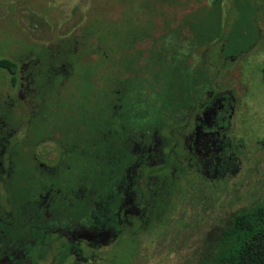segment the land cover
I'll return each instance as SVG.
<instances>
[{"label":"rangeland","instance_id":"obj_1","mask_svg":"<svg viewBox=\"0 0 264 264\" xmlns=\"http://www.w3.org/2000/svg\"><path fill=\"white\" fill-rule=\"evenodd\" d=\"M212 19L215 31L207 28ZM169 46L187 50L190 66L206 68L213 94H229L226 125L204 134L191 120L179 138L187 156L173 170L168 201L150 198L140 217L130 201L122 204L116 233L104 226L46 229L72 244L63 264H198L233 214L264 202V0H0V58L16 63L13 83L0 68L4 262L26 252L33 210L47 200L41 195L33 210L24 206L11 174L23 161L56 163L59 147L47 136H55L57 113L76 103L78 84L89 80L94 97L106 94L124 66L140 68L149 50ZM218 49L223 57L239 54L223 58ZM85 68L88 79L81 78Z\"/></svg>","mask_w":264,"mask_h":264},{"label":"trees","instance_id":"obj_2","mask_svg":"<svg viewBox=\"0 0 264 264\" xmlns=\"http://www.w3.org/2000/svg\"><path fill=\"white\" fill-rule=\"evenodd\" d=\"M213 23L217 26L216 19H212L208 21L207 28L215 31L214 27H210ZM147 60L156 65L145 64L140 68L126 65L128 67L121 69L124 76L118 78L114 89L108 92L111 97H106L108 93H97V97H94L89 80L82 79L78 84V99L67 116L71 121L73 118L71 126L76 129L71 132L76 136L84 133L80 128H95V139L98 141L94 148L95 155L90 157V148L84 145L81 138L71 139L77 144L66 149L65 156L72 155L73 159H67L61 177L51 180V187L55 191L48 205L49 218L46 217L45 221L35 220L28 225L25 233L31 244L23 252L24 257L10 256L8 262L0 261V264H37L44 259H48L47 264H63L72 244L63 240L55 244L46 228L54 225L62 228L78 225L89 227L97 221L105 220L104 216L99 215V210L94 208L87 193L89 189L101 193L110 188V181L106 180L105 175L112 173L109 166L113 158L118 160L113 169L131 163L132 158L127 151L126 140L123 139L125 129H130V132L155 129L161 140L165 141L161 146L164 162L160 164L158 174V185L163 193L152 198L156 197L157 202L158 198L159 201H168L172 192L167 170L170 161L168 138L175 134L168 128L184 123L186 118L188 120L202 101L204 92L211 89L213 78H210L206 68L190 66L187 52L173 46L161 47L158 53L149 50ZM0 68L11 74L13 83L16 63L0 58ZM90 75L91 70L85 68L81 78L88 79ZM261 78L264 85V65ZM110 128H116L122 145H107L111 139V133L107 132ZM11 177L14 179L12 185L16 197L22 199L23 203L26 193L34 196L40 190L41 183L47 185V182L37 178L35 171L24 165V161L20 167L16 166ZM110 204L109 208L113 210ZM106 215L110 217L108 222H112V214L109 212ZM215 244L210 255L198 264H264V202L233 214L220 230ZM4 248H0V256Z\"/></svg>","mask_w":264,"mask_h":264},{"label":"flooded vegetation","instance_id":"obj_3","mask_svg":"<svg viewBox=\"0 0 264 264\" xmlns=\"http://www.w3.org/2000/svg\"><path fill=\"white\" fill-rule=\"evenodd\" d=\"M184 52H187V50ZM145 64L156 65L155 62H148V60H146ZM211 89L204 92L202 101L195 107L188 120L186 118L184 123L177 124V126H170L168 128L171 130V132H175L174 135H170L168 138L170 161L167 164V170L170 180L175 177L174 171L178 161L180 160V157L182 155L184 157L187 156V150L182 144H179V138L181 134L187 130L191 120H196V125L199 131L204 134L217 132L226 125L227 119L229 118L231 112V98L227 92L213 94ZM208 110L211 113V119L209 121H205V114ZM69 111H71V109H69L66 113H63L62 110L57 113L55 117V124L53 125L55 128H53V131L51 130L54 132L55 136H53V133L52 137L47 136V138H53L59 147V155L56 163L51 167L41 168L37 164L34 165L32 162L24 161V165H26L27 168L36 172L37 178L47 182V185H45V183H41L40 190L36 192V195L31 196L26 193L25 196L26 204L30 210H33L35 207H37V198H39L41 195L47 196L44 209L38 211L33 210L37 213V220L40 221H45L46 217L49 218L50 216L48 212V205L55 191L51 187V180L55 177H61L67 159H73L72 155L65 156L66 149H69L77 144L72 142L71 139H73V137L81 138L84 145L90 148L88 153L90 157H94L95 155L94 148L98 142L97 139H95V128H80V131L82 130L84 133L76 136L74 132H71V130L76 128H72L73 126H71L73 118L71 121L69 116H67ZM68 129H70V132ZM168 129L165 128L166 131H169ZM49 131L50 130H48L47 133ZM107 132L109 134L111 133L109 136L111 139L109 142H107L109 147H113L114 145L119 146V144L122 145L121 137L118 135L116 128H110V130ZM123 137V139L126 140L125 143L127 145V151L132 158L131 163L123 166L120 169H118L119 167H116V171H114L115 169L113 168L115 167V164L118 162V160L113 158L109 166V170H111L112 173L110 175H105L106 180L110 181V188L101 193L97 192L95 189H89L87 193L90 196V202L95 209L99 210V215L104 216L105 220L101 222L97 221L89 227L80 225L76 227H82L91 230L104 226L110 227L116 233L121 226V223L118 221V210L122 204L130 201L131 205L135 207L138 216L140 217V214L142 211H144L148 204V200L145 198L149 199L152 198V196H159L161 193H163L161 192V186L159 187L158 185V174L160 164L164 162L161 146L165 143V141L161 140V137L158 135L155 129L136 130L135 132L134 130L130 132V129H125V134ZM190 157L191 156L189 155L188 158ZM30 177L33 178L32 176ZM110 203H112L113 210L109 208L111 205ZM33 204L35 207H32ZM109 212L113 216L112 222H108L110 217L106 214ZM92 217L95 218L96 216L93 214ZM52 227L50 228L52 229ZM56 227L59 226L57 225ZM29 241L31 240L29 239ZM60 241H62V239H52V242L55 244L60 243ZM4 251L5 249L2 250V255L0 256V261L3 263H5V260L2 258ZM21 257H24V254ZM10 258L11 257L9 256L7 262L10 260Z\"/></svg>","mask_w":264,"mask_h":264}]
</instances>
